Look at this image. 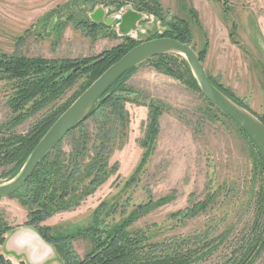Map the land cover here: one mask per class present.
<instances>
[{
	"label": "rangeland",
	"instance_id": "rangeland-1",
	"mask_svg": "<svg viewBox=\"0 0 264 264\" xmlns=\"http://www.w3.org/2000/svg\"><path fill=\"white\" fill-rule=\"evenodd\" d=\"M144 6L157 12L139 13L138 26L148 27L144 34L135 29L122 36L115 27L117 20L94 25L90 19L99 8L107 20L124 14L127 8L136 12ZM179 20L188 24L191 47L196 52L206 49L203 65L215 83L264 121V0H0V53L45 59L94 58L123 44L126 38L142 42L161 36ZM175 64L171 66L180 67ZM90 79V75L78 79L57 107L78 97ZM121 84L117 94L125 100L124 123L111 110L102 116L95 114L68 133L51 153L52 158L61 152L66 161L76 147L81 149L80 138L86 144L78 159L81 167L71 181L75 191L68 195L76 205L38 225L48 227L47 233L53 236L70 237L69 258L77 261L94 250L87 231L96 225L94 217L99 214L111 227L132 218L125 230L149 234L145 244H170L172 238L192 243L222 235V241L217 238L213 243L217 249L212 255L196 264L223 262L240 240L245 241L241 232L247 234L255 215L262 211L259 199L264 198L260 192L264 173L254 170L252 145L202 94L148 63ZM9 95V85L0 82V135L9 131L5 128L10 116ZM152 102L162 106V114L157 119L151 154L142 160ZM43 113L11 132L26 134ZM10 168L0 167V184L7 183L4 175ZM162 198L165 201L157 205ZM205 201H211L205 211L193 218L182 217ZM147 204L155 205L147 213L138 209ZM0 213L11 230L28 226L30 211L16 197L0 199ZM1 250L5 261L20 264ZM64 253L60 257L55 254L56 259L48 264H65L61 259ZM253 264H264V249Z\"/></svg>",
	"mask_w": 264,
	"mask_h": 264
},
{
	"label": "trees",
	"instance_id": "trees-1",
	"mask_svg": "<svg viewBox=\"0 0 264 264\" xmlns=\"http://www.w3.org/2000/svg\"><path fill=\"white\" fill-rule=\"evenodd\" d=\"M119 6L122 7L123 5ZM143 11L152 15H157L156 10L153 8L148 9L144 6L136 9V12L138 13ZM96 24L98 23H94V25ZM168 24L166 25L168 26ZM161 37L173 38L181 43L191 46L192 35L188 24L184 20L177 21V23L172 25V27L169 28V31L165 32L163 35H153L147 40ZM139 43V41L126 38L123 44L112 48L110 51H104L102 54L94 58L82 59L28 58L21 55H6L0 53V82H6L9 85L10 91V95L6 102L10 111V116L9 121L5 124V128L10 132L8 131V133L0 135V167L5 165L11 166L10 170L4 175L5 177H8L7 181L12 180L18 175L31 151L40 139L77 97L73 96L71 100L67 101L62 106L57 107L59 99L77 83L78 79L82 78L83 75L91 76V79L84 86V89L82 90L83 92L110 65ZM192 49L196 52L193 47ZM196 54L200 62L203 63L206 49L203 48L201 51L196 52ZM146 63L152 65L157 71L185 83L190 89H194L201 94L184 58L173 54L157 56L129 70L116 80L105 93V95H107L106 98H104L99 105H96L87 118L73 130L81 128V125L95 114L97 116H102L105 110V114L107 113V110H111L110 113L116 117L118 116L120 122L124 123L126 121V115L123 112V104L125 100L118 96L117 91L121 90L120 87L123 85L121 84L122 81H125L138 69V67ZM175 63H178L180 67L173 68L171 64L177 66ZM207 75L217 89L233 102L246 109L244 105L218 86L208 73ZM209 104L213 106L211 103ZM159 106L162 107L156 102H152L148 106L149 125L147 129L149 133L145 136V141L142 144L143 147L146 146V151L142 156V160L148 157L152 151L150 146L154 144V136L156 131H158L157 119L162 114V110H160ZM40 112L44 113L34 122L31 129L26 134L20 135L11 132L13 128ZM219 113L223 115L221 112ZM223 116L228 118L225 115ZM254 116L257 117L256 115ZM104 118L103 123L100 125L102 127L105 125ZM257 118L264 124V121L261 118ZM228 119L232 121L230 118ZM234 125L250 142L255 151L254 170L259 169L264 173V158L246 134L236 124ZM0 128H3V126H0ZM104 132V135H109L108 131ZM103 138L106 139L105 137ZM78 144L82 146L81 149L76 147L69 156L70 158L66 161L61 157V152H57L56 156L51 158V153L58 148L57 145L38 164L26 184L12 196H9L10 198H18L20 204L29 209L30 220L28 221V226L38 231L40 237L53 247L55 254L60 257L62 252H65L61 257L65 264H196L205 259L208 255L211 256L217 249L213 243L217 238H221L222 241V235L216 238H212V236L210 238L204 237L202 240L192 243L187 242V240L172 238L171 240L174 242L170 244H145L146 242L144 241L146 238L150 237L149 234H146L142 230L133 234L126 232L125 229L132 222V218L124 223L111 227L102 222V220L99 219L100 215L97 214L95 215L97 217H94L96 225L90 226L87 231L94 250L91 251V253L82 261H77L76 257L73 256L69 258V254L72 255V251L69 248L70 246H68V239L71 238L68 236H53L47 233V231H49L48 227L41 228L38 224L50 216L63 210H69L76 205L70 200L71 198H68V195L71 191H75V189L71 188V181L74 178L77 169L81 167L80 160L78 159L81 158L80 155H84L82 154V150L86 145L85 142H83V138L78 140ZM99 153H101L100 150ZM89 166L91 168H99L95 165ZM105 166L106 163L101 164L100 170L102 171L100 172H103ZM97 183L98 185L101 183L100 178H98ZM263 190L264 189L261 188L260 192H264ZM263 196L264 193L261 194V197ZM164 198H162L163 200L156 202V204H162L165 201ZM259 201L262 204L261 214L255 215L247 234L245 231L241 232L243 233L245 241L240 240L236 246V250L232 251L223 262L217 264H253L263 251L264 198L259 199ZM210 202L211 201H205L196 205L193 210L187 211L186 214L182 213V217L184 219L193 218L199 212L205 211ZM154 205L155 204H147L138 209H146L147 213V209L154 207ZM34 206L37 207V210H30ZM101 208H103V206H101ZM11 229L12 228L5 224L3 215L0 213V246L4 243L5 236L11 231ZM146 249L150 250L147 251ZM0 264L10 263L0 256Z\"/></svg>",
	"mask_w": 264,
	"mask_h": 264
},
{
	"label": "water",
	"instance_id": "water-1",
	"mask_svg": "<svg viewBox=\"0 0 264 264\" xmlns=\"http://www.w3.org/2000/svg\"><path fill=\"white\" fill-rule=\"evenodd\" d=\"M90 19L95 23L102 21L106 25L117 20L115 24L117 32L122 36H129L135 24L141 21L142 15L127 8L124 14L103 20V11L99 8L90 15ZM168 54L179 55L185 59L204 98L219 112L230 118L246 134L264 158V124L212 84L203 64L191 46L173 38L161 37L142 41L130 49L76 97L31 151L18 175L7 183L0 184V199L12 196L26 184L45 156L70 131L82 123L96 105L106 98L105 93L116 80L150 59Z\"/></svg>",
	"mask_w": 264,
	"mask_h": 264
},
{
	"label": "crops",
	"instance_id": "crops-1",
	"mask_svg": "<svg viewBox=\"0 0 264 264\" xmlns=\"http://www.w3.org/2000/svg\"><path fill=\"white\" fill-rule=\"evenodd\" d=\"M139 23L140 21L135 24L130 34L135 29L140 34L148 31V27L141 28ZM0 249L10 260L16 259L20 264H48L56 259L53 247L34 228L28 226L15 228L7 233Z\"/></svg>",
	"mask_w": 264,
	"mask_h": 264
}]
</instances>
